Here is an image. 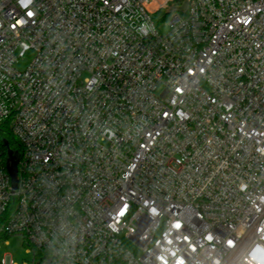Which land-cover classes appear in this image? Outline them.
Segmentation results:
<instances>
[{"label":"built area","instance_id":"1","mask_svg":"<svg viewBox=\"0 0 264 264\" xmlns=\"http://www.w3.org/2000/svg\"><path fill=\"white\" fill-rule=\"evenodd\" d=\"M2 125L31 264L264 262V0H0Z\"/></svg>","mask_w":264,"mask_h":264},{"label":"rangeland","instance_id":"2","mask_svg":"<svg viewBox=\"0 0 264 264\" xmlns=\"http://www.w3.org/2000/svg\"><path fill=\"white\" fill-rule=\"evenodd\" d=\"M160 30L164 33L167 31V26L161 25ZM28 61L29 58L24 57L15 64V67L22 70ZM7 254L11 262L15 264H31L34 257L31 251H27V245L20 235L0 236V260L4 259Z\"/></svg>","mask_w":264,"mask_h":264},{"label":"trees","instance_id":"3","mask_svg":"<svg viewBox=\"0 0 264 264\" xmlns=\"http://www.w3.org/2000/svg\"><path fill=\"white\" fill-rule=\"evenodd\" d=\"M4 141L7 142V146L4 144ZM7 149H11L19 156L20 145L18 141L12 136L8 127L2 125L0 126V151L3 154L4 160L7 159Z\"/></svg>","mask_w":264,"mask_h":264},{"label":"water","instance_id":"4","mask_svg":"<svg viewBox=\"0 0 264 264\" xmlns=\"http://www.w3.org/2000/svg\"><path fill=\"white\" fill-rule=\"evenodd\" d=\"M4 144L7 146V142L4 141ZM19 156L14 153L11 149H7V159H6V168L11 180V187L15 189L16 187V173H17V162Z\"/></svg>","mask_w":264,"mask_h":264},{"label":"clouds","instance_id":"5","mask_svg":"<svg viewBox=\"0 0 264 264\" xmlns=\"http://www.w3.org/2000/svg\"><path fill=\"white\" fill-rule=\"evenodd\" d=\"M181 264H182V262H181ZM217 264H218V262H217ZM248 264H253V261L252 260H249L248 261ZM257 264H264V262H257Z\"/></svg>","mask_w":264,"mask_h":264},{"label":"snow or ice","instance_id":"6","mask_svg":"<svg viewBox=\"0 0 264 264\" xmlns=\"http://www.w3.org/2000/svg\"><path fill=\"white\" fill-rule=\"evenodd\" d=\"M176 227L179 228V227H181V225L177 224Z\"/></svg>","mask_w":264,"mask_h":264}]
</instances>
